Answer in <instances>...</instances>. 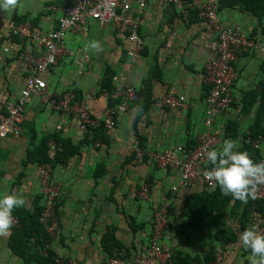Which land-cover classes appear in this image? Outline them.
<instances>
[{"label":"crops","instance_id":"0c3cea01","mask_svg":"<svg viewBox=\"0 0 264 264\" xmlns=\"http://www.w3.org/2000/svg\"><path fill=\"white\" fill-rule=\"evenodd\" d=\"M72 1L21 0L23 6L14 12L0 10V117L5 114L1 100L17 99L30 75L27 56L45 54L44 47L32 38L13 34L1 25L14 21L45 35L59 28ZM203 4L204 0H147L139 31L144 46L134 57L129 55L127 34L122 35L113 23L102 26L89 21L86 33L66 35L59 62L45 76L46 95L74 93L102 124L105 111L114 107L115 129L108 135L103 125L83 127L77 114L59 112L40 97L31 98L20 133L0 140V197L17 194L27 202L13 212L18 220L27 212L25 224L19 222L10 236L0 237V264H109L113 258L135 264L150 249L158 213L167 221L161 242L170 256L179 253L196 261L215 251L217 260L212 264L245 263L251 252L246 253L242 247L240 233L252 224L264 232V218L253 212L251 221L242 223L239 216L243 209L239 214L228 209L217 229L189 227L185 201L213 189L200 178L192 185L180 186L181 169L173 165L158 167L150 157L178 147L195 149L202 135L211 130L218 135L212 150L233 139L240 145L235 151L248 145L260 151L264 161V137H250L260 107L252 92L260 91L264 78V38L256 34L259 22L237 9L219 12L223 26L239 28L258 47L240 55L234 63L238 75L232 92L234 102L210 128L206 121L212 83L206 66L218 36L199 17ZM94 40L100 42L103 51H84L85 45ZM114 77L126 82L140 99L113 98L117 84ZM170 95L185 97L187 108L164 106L161 99ZM45 146L49 160L42 164L40 149ZM139 148L142 156L136 152ZM71 149L75 151L66 161H56V156L59 159ZM209 164L203 163L202 171L209 170ZM44 165H51L50 178L61 189L55 236H50L41 222L44 193L40 171ZM174 187L178 189L174 191ZM38 211L36 224L31 218ZM220 231L236 235L237 242L221 244L217 239Z\"/></svg>","mask_w":264,"mask_h":264},{"label":"built area","instance_id":"2783aa9c","mask_svg":"<svg viewBox=\"0 0 264 264\" xmlns=\"http://www.w3.org/2000/svg\"><path fill=\"white\" fill-rule=\"evenodd\" d=\"M165 1L170 3L175 0ZM146 6L147 0H73L65 9L64 16L60 19L59 28L45 35L33 33L29 26L17 25L14 21L3 23L2 28L7 29L9 32L25 38H32V40L39 43L44 47L45 54L27 56V63L31 72L25 79L20 96L14 100L7 98L1 100L5 114L0 117V140L7 138L9 135L20 133V125L24 121L26 105L34 96L40 97L44 104L53 106L59 112L77 114L83 127L98 128L103 125L107 134L112 135L116 124L115 108H108L105 111L102 124L101 121L93 117L88 105L79 103L76 100L74 93H65L62 96H47L48 84L45 76L59 62L64 51L66 35L70 32L86 33L89 21L98 22L102 26L110 23L115 24L121 30L122 35L127 34V38L131 43L129 55L131 57L138 55L144 46V40L139 31L143 23ZM199 17L206 20L218 36L213 57L206 66V73L212 83L211 92L207 99L209 117L206 125L211 128L215 118L228 110L234 102L232 92L238 78L234 63L240 55L256 49L258 44L239 28L229 29L221 24L217 0H204V4L200 7ZM2 57L3 52L0 49V61ZM113 80L117 82L115 91L112 94L113 98H126L134 102L140 99L137 92L129 87L126 82H120V77H114ZM161 103L175 110H185L187 108L186 98L183 96H165L161 99ZM217 141L218 135L212 134V131L209 130L202 135L199 146L195 149L178 147L172 152L153 153L150 157L158 167L173 165L181 169L180 186L187 187L200 178L207 188L214 189L212 187L214 182L203 176L202 166L203 163L208 162L206 154L212 150ZM136 152L140 156L143 155L141 148L136 149ZM50 167L51 165H44L40 171L44 193L41 222L45 225L48 234L55 236L58 231L57 211L61 199V189L52 182L49 173ZM177 189L178 187L173 188L174 191ZM143 192L146 195L148 189H143ZM256 199L264 201V186L260 187ZM164 216L162 213L156 214L154 232L149 244L150 249L146 255L137 259L135 264L171 263V256L164 251L161 243L167 225ZM15 221V225H18L19 220L15 218ZM44 254L47 255V250ZM109 264L129 263L123 262L120 258H113Z\"/></svg>","mask_w":264,"mask_h":264},{"label":"clouds","instance_id":"9594fccd","mask_svg":"<svg viewBox=\"0 0 264 264\" xmlns=\"http://www.w3.org/2000/svg\"><path fill=\"white\" fill-rule=\"evenodd\" d=\"M21 0H0V10L11 13L22 7ZM103 51L99 41H91L85 45L84 51ZM240 145L236 140L227 139L219 150H211L206 159L213 166L205 170L203 176L217 185L222 195L232 196L235 200L247 203L249 198L255 200L261 186H264V161L255 162L248 151H235ZM158 166V165H157ZM27 204L22 195L5 194L0 197V237L11 235L16 221L15 209ZM245 250H250L249 264H264V232L252 224L239 236Z\"/></svg>","mask_w":264,"mask_h":264},{"label":"trees","instance_id":"16d2710c","mask_svg":"<svg viewBox=\"0 0 264 264\" xmlns=\"http://www.w3.org/2000/svg\"><path fill=\"white\" fill-rule=\"evenodd\" d=\"M225 9H237L242 13L251 14L259 22L258 24L259 27L257 28V32L255 30L256 34L257 35L259 34L264 38V0H218V11L221 12ZM16 21H20V19L16 18ZM262 71L264 74V64L262 65ZM109 83L110 82H107L106 85L108 89L111 91L112 88ZM262 83L263 85L261 86L259 92L256 93L252 92V95H254V101L255 102L258 101L260 103L257 118L255 120V123L251 127L250 137L252 139H256L259 136L264 137V78ZM245 150H249V153L255 162H261V157L259 153L260 151L252 149L248 145H244L243 148L241 149V151H245ZM74 151L75 150L73 149H71L70 152H68L67 150L66 154L62 153V156L59 159L56 156V161L57 160L61 162L66 161ZM40 152L43 154V160L42 162L40 161V163L44 164L48 162L49 150L47 146H45L43 149H40ZM209 166L210 168L213 167L211 164H209ZM185 206H186V213L188 215L187 225L189 227L205 226L212 230L217 229L219 228V226H221L224 220L225 213L228 209H231L234 214L236 212L239 214V211L242 208L243 214L239 216L242 223L243 221L246 222V220L248 219H250L251 221L253 212H257L262 218H264L263 200H258V199L253 200L249 198L248 202L245 204L238 200H235L230 195L229 196L222 195L218 185L215 189L207 191L202 195L198 194L196 196H192L191 198L187 199L185 201ZM40 211H38V214L35 217L31 218V222L37 224ZM25 214L27 215V212H25ZM25 214L23 217L22 215H20L19 218V222H21L23 225L26 222ZM219 234H220L219 236L217 235L218 236L217 239L219 242H221V244L230 245L237 242L236 235L234 234L229 235L225 231H220ZM37 243L40 244V239H38ZM245 252L249 253L250 250H245ZM171 259L172 261L170 264H212L217 260V257H216V252L212 251L200 259L198 258L197 260L194 259L196 261H193L189 257L183 256L179 253L173 256L171 255ZM30 261H33V259L30 258ZM244 264H249L248 259H246Z\"/></svg>","mask_w":264,"mask_h":264},{"label":"rangeland","instance_id":"374dc122","mask_svg":"<svg viewBox=\"0 0 264 264\" xmlns=\"http://www.w3.org/2000/svg\"><path fill=\"white\" fill-rule=\"evenodd\" d=\"M243 31H244L245 33H247V31H246V30H244V29H243ZM247 34H248V33H247ZM161 243H162V242H161Z\"/></svg>","mask_w":264,"mask_h":264}]
</instances>
